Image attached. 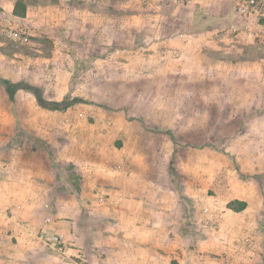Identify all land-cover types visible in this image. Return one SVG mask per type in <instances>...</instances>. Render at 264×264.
Listing matches in <instances>:
<instances>
[{"label": "crops", "instance_id": "obj_1", "mask_svg": "<svg viewBox=\"0 0 264 264\" xmlns=\"http://www.w3.org/2000/svg\"><path fill=\"white\" fill-rule=\"evenodd\" d=\"M15 2L0 0V128L5 131L0 137V257L9 264H76L71 255L91 264H264V17L249 31L218 35L219 27L235 18L228 0H56L60 6L78 5L72 10L83 23L77 32L103 37L109 44L104 56L114 46L129 68L145 77L142 88L164 86L160 72L190 74V82L204 71L217 81L231 72V95H171L163 111L172 136L191 133L193 114L205 121H239L238 131L227 133L239 138L226 149L237 160L212 159L205 149L200 170L212 176L190 180L169 175V165L157 174L152 161L139 164L130 154L115 152L108 156L129 161L101 175L92 166L80 169L55 156L57 137L47 132L24 133L23 144L17 138L20 102L10 81L16 71L2 32L17 17ZM38 10L44 15L29 4L24 17L33 26L45 16ZM162 48L178 57L165 59ZM185 82L171 79L169 85L189 87ZM112 117L110 131L127 136L129 119L120 112ZM213 198L220 200L218 227L202 228L197 215ZM237 200L246 206L232 208ZM42 227L65 234L66 255L52 254L38 238Z\"/></svg>", "mask_w": 264, "mask_h": 264}, {"label": "rangeland", "instance_id": "obj_2", "mask_svg": "<svg viewBox=\"0 0 264 264\" xmlns=\"http://www.w3.org/2000/svg\"><path fill=\"white\" fill-rule=\"evenodd\" d=\"M29 1L34 10H44L45 16H39L35 26L24 19L30 31L27 44L9 41V62L15 65L16 71L10 81L20 102L16 105V112L21 114L16 120L19 129L17 138L22 144L26 136L24 133L47 132L57 137L56 141L55 138L52 141V144H58L55 156L61 155L69 165L80 169L92 166L101 175L110 169L123 168L129 161L125 156V160L108 156H113L115 152L130 154L139 164L142 160L152 161L153 171L157 174L169 165V175L188 177L190 180L200 174L204 178L212 176L210 171L203 173L200 170V155L205 149L213 155L212 159L223 156L221 158L237 160L234 153L226 149H231L230 145L239 138L227 134L238 131L236 123L239 121H205L197 119L199 114H193L197 118L192 121L191 133L172 136L168 134V120L163 111L169 106L171 95L209 97L220 92L221 95H231L230 71L225 72L224 78L219 81L214 73L204 71L197 75L198 79L194 82L189 81L190 74L179 72L168 76V73L160 72L156 74L161 76L164 86L142 88L140 84L145 77L129 68V61L117 53L114 46L111 55L104 56V47L109 44L104 42L103 37L97 38L95 33L88 31L77 32V24L82 27L83 23L75 18L72 10L78 5L66 2L65 6H60L55 4L56 0ZM40 15L44 14L41 12ZM161 53L165 59L178 57L163 48ZM152 74L155 73H149ZM171 79L181 83L186 81L187 85L190 82L189 87L174 88L169 85ZM216 82L222 87L215 86ZM199 83L200 87L197 86ZM62 102L65 104L61 107L58 104ZM119 112L130 121L127 136L110 131L114 125L112 116ZM200 122H207V129L204 126L201 128ZM222 122L226 126H221ZM201 131L208 135H201ZM3 132L0 128V137ZM46 142L49 143V140ZM173 143L175 148L171 150L169 145ZM139 145L145 149L138 150ZM135 147L136 151H132ZM50 251L54 255H66L67 249L64 254L52 248ZM71 257L77 260L76 264H91L86 257ZM5 259V256L0 257V261H4L2 264H9L10 261Z\"/></svg>", "mask_w": 264, "mask_h": 264}, {"label": "built area", "instance_id": "obj_3", "mask_svg": "<svg viewBox=\"0 0 264 264\" xmlns=\"http://www.w3.org/2000/svg\"><path fill=\"white\" fill-rule=\"evenodd\" d=\"M182 4H190L193 0H177ZM232 7L235 18L228 24L222 25L217 31L218 35L237 34L242 31H249L254 24H258L260 19L264 17V0H228ZM24 17L17 16L10 20L8 25L4 27V34L8 41L15 44H27L29 41V27L24 22ZM171 55L178 56L171 49L166 50ZM103 200V198H101ZM220 212V200L213 198L210 202L202 205L199 215H197V223L202 228L218 227ZM47 222L51 218L46 219ZM72 234L76 235V229H72ZM38 238L50 248L64 254L66 251L67 237L64 233H48L42 227L37 234ZM86 264V263H77Z\"/></svg>", "mask_w": 264, "mask_h": 264}, {"label": "trees", "instance_id": "obj_4", "mask_svg": "<svg viewBox=\"0 0 264 264\" xmlns=\"http://www.w3.org/2000/svg\"><path fill=\"white\" fill-rule=\"evenodd\" d=\"M29 2H30L29 0H16L15 5H14V9H13V14L16 16L25 17L27 15V12H28ZM64 104H65V102H62L58 105L63 106ZM236 204H238V206H236ZM230 206L232 208L242 209L246 206V203L237 200V201L231 202Z\"/></svg>", "mask_w": 264, "mask_h": 264}]
</instances>
